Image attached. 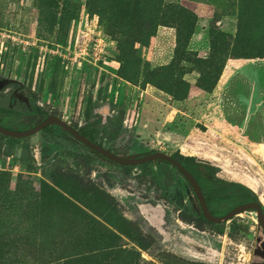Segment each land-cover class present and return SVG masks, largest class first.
<instances>
[{
  "label": "rangeland",
  "instance_id": "1",
  "mask_svg": "<svg viewBox=\"0 0 264 264\" xmlns=\"http://www.w3.org/2000/svg\"><path fill=\"white\" fill-rule=\"evenodd\" d=\"M215 33L237 39L243 57L261 54L264 3L0 0L3 106L20 110L12 94L32 95L69 125L107 107L123 118L122 134L109 147L128 157L155 149L178 160L208 162L222 166L217 175L225 181L221 173L231 166L247 172L257 162L264 172L255 151L264 137L258 112L264 104V61L226 62L212 50ZM229 61L239 64L228 90L209 105L217 73ZM15 83L23 92L15 91ZM226 120L239 137L236 144L254 152L253 159L214 162L212 147L227 152L206 125L222 129ZM56 134L59 144L37 134L28 150L18 151L19 158L33 153L36 167L0 151V264H264V237L253 215L234 218L253 223L250 230L260 242L252 249L223 236L213 246L220 248L218 259L198 257L178 239L185 235L201 246L208 243L205 234L182 221L198 220L199 208L189 193L184 196L174 172L172 186L184 191L183 205L162 194V201L158 195L154 199L166 211L164 240L136 211L129 188L112 192L101 181L118 172L115 164ZM156 169L145 167L143 174ZM253 187L264 211V180Z\"/></svg>",
  "mask_w": 264,
  "mask_h": 264
},
{
  "label": "trees",
  "instance_id": "2",
  "mask_svg": "<svg viewBox=\"0 0 264 264\" xmlns=\"http://www.w3.org/2000/svg\"><path fill=\"white\" fill-rule=\"evenodd\" d=\"M262 2L264 3V0H262ZM242 23L244 25V19L240 20V26H242ZM237 45V39H232L231 37L220 33L214 34V43L212 50L214 51V54L219 55L221 53L223 56L225 55L224 58L226 59V62L228 60L264 59V51L254 57H243L238 53L239 48ZM241 45H244V43H241ZM217 47H219L220 50L216 52L215 50ZM225 65L217 73L218 77L212 85L211 94L223 74ZM13 86L15 88V91L23 92V89L19 84L15 83ZM26 98L28 99L27 104L16 100L18 105L20 106V110L16 111L12 108L4 107L3 100L0 96L1 127L8 129L11 127H14L15 129H18V127H24L23 131H27L36 127L42 120L53 115L44 106L41 105L40 101L36 97L28 95L26 96ZM13 99L14 94H12L11 96V101H13ZM53 116L57 117L56 115ZM70 126L73 129L77 130L81 135L87 137L90 141L104 147L115 155L125 158L128 157L127 153L114 151L113 148L109 147L111 143L116 141L122 134V117L110 114L108 117H106V119H103L101 115L93 112L91 114V117H89L84 123H73L70 124ZM56 132H59L60 134L65 136L67 140L76 142L69 134L65 133L61 128L57 126H48L38 134H41L44 140L48 143L53 141L54 143L59 144L60 137H57ZM29 140L30 137L27 139H13L0 135V151L4 156L8 158L19 159L23 163H26L31 167H36L38 163L35 160L33 153L29 152L24 157H18V151L20 149H29L27 146V142ZM155 153H159V151L153 149L147 155H152ZM56 156L54 159H56ZM174 159L177 160L196 179L197 183L202 189L207 206L214 217L221 218L241 205H245L248 203H259V199L256 193L241 184L228 182L221 179L217 175L219 169L211 165L210 163L195 160ZM152 166H156L157 169L151 170L149 174L145 176L143 174L145 167ZM116 167L118 169V172H110L104 174L101 181L109 188V190H112V192H114L116 187L129 188L133 196L135 197L133 199L134 208L142 218L143 216L141 214V206H161L159 205V203L154 201L156 195L160 197V195L162 194L165 201H172L175 202L177 206H182L184 200V198L182 197V193L185 191L184 196L186 195V193H189L197 203L196 196L189 183L176 170V168L169 163L157 161L149 162L140 166L116 165ZM170 171L174 172L180 178V181L183 184V192H180L177 189L173 188ZM158 200L162 201V197L158 198ZM199 215L200 216L198 220L182 219V221L189 226L194 227L195 230L205 234L209 238H212V240H220L223 236H228L234 243L246 247L244 236L249 231V229L253 227V223L246 222V226L242 227L241 224L244 223L243 220L233 219L230 222L216 225L207 222L200 211ZM144 221L147 223L145 219ZM227 226L230 227L229 233L226 230ZM149 227L153 232L159 235L156 230H154L151 226ZM185 238L188 237L185 235H181L178 237V239L182 243L183 239Z\"/></svg>",
  "mask_w": 264,
  "mask_h": 264
},
{
  "label": "water",
  "instance_id": "3",
  "mask_svg": "<svg viewBox=\"0 0 264 264\" xmlns=\"http://www.w3.org/2000/svg\"><path fill=\"white\" fill-rule=\"evenodd\" d=\"M15 97L22 103H28V99L21 93H16ZM109 113L110 110L107 107H104L101 111L97 112V114L104 116L105 118L110 115ZM48 126H57L61 128L76 142L115 165L140 166L149 162L157 161L169 163L176 168V170L186 179V181L191 186L196 196L199 210L207 222L218 225L221 223L230 222L231 220L239 217L242 214H248L253 215V218L258 222V225L264 232V211L259 203H248L245 205H241L221 218L214 217L207 206L202 189L197 183L196 179L177 160L167 154L159 152L152 155H144L141 157H119L109 150L105 149L104 147L90 141L87 137L81 135L77 130L73 129L67 122L55 116L47 117L46 119L42 120L36 127L27 131H17L0 126V135L13 139H27L29 137L37 135ZM141 212L151 224L155 226H161L164 224V213L161 210L160 206L147 208L141 207Z\"/></svg>",
  "mask_w": 264,
  "mask_h": 264
},
{
  "label": "crops",
  "instance_id": "4",
  "mask_svg": "<svg viewBox=\"0 0 264 264\" xmlns=\"http://www.w3.org/2000/svg\"><path fill=\"white\" fill-rule=\"evenodd\" d=\"M237 64H239V62L237 61H229L227 63L226 68L217 86L215 87L214 91L210 95L209 105L214 103L216 99L218 98V96L220 95L222 96L224 93L227 92L228 81L230 80L232 74L236 71ZM258 112L260 113V117L264 119V104L258 107ZM206 127L208 128L209 133L212 134L216 140H220L221 142H224V145H223L225 148L224 150L227 152V153H220V151H217V147L215 146L212 147V150H210V154L212 155V157H214V162L218 163L223 160L227 161L228 158H230L233 160L231 161L232 164L237 165V163H235L234 161L235 158L253 159L254 152H248L245 148L236 144L237 139L239 137L238 135L235 136L233 128H232V124L229 121L226 120L224 122V127L222 129H219L216 123L206 125ZM226 136H228L230 139ZM260 142L261 144L257 143L255 145V151L258 152V155H256V157L258 156V158L260 157L261 159L264 160V137H263V140ZM250 164L251 165L248 167L247 172L245 171L246 167H243L244 168L243 169L240 165H237V166H231L230 168L228 167L227 170H225V172H228V173L224 174L225 172H222L221 174L224 175V178H226L228 182L238 183L252 190L254 188L253 187L254 185L256 186V184L264 180V172L262 171L261 166L257 164V162L255 165L252 162ZM215 166L218 169L223 171L222 166H219V165H215ZM253 173L254 175L256 174V182L258 183H255Z\"/></svg>",
  "mask_w": 264,
  "mask_h": 264
},
{
  "label": "flooded vegetation",
  "instance_id": "5",
  "mask_svg": "<svg viewBox=\"0 0 264 264\" xmlns=\"http://www.w3.org/2000/svg\"><path fill=\"white\" fill-rule=\"evenodd\" d=\"M0 84H2L1 80H0ZM15 94L16 92L14 93V97H15ZM16 98V97H15ZM17 99V98H16ZM18 100V99H17ZM19 101V100H18ZM191 187V186H190ZM192 189V188H191ZM197 201V199H196ZM198 205V203H197ZM144 208V206H141ZM140 207V208H141ZM149 207H152V206H149ZM157 207V206H156ZM147 208V207H145ZM161 210L163 211L164 213V224L161 225V226H155L153 224H151L148 219L142 214L143 218L147 221L148 223V226H151L154 230H156V232L159 234V235H162L164 237V240L168 239L169 237V234L165 231V226H166V213L164 211V209L162 208V206H160ZM199 208V207H198ZM200 211V210H199ZM247 221H244V223L241 224L242 227H245L246 226V223ZM260 227V226H259ZM261 230V233L264 237V232L263 230L260 228ZM205 238H207L206 240L208 241V243L206 245H199L198 243H196L195 241H192L190 240L189 238H185L183 239V243H185V245L187 247H189L188 249H194L195 251V254L198 256V257H206L208 258L209 260H214V259H218L219 258V252H220V248H216V247H213L214 244L216 243L215 239L212 240V238H209L208 236H205ZM257 241L258 243L260 242L259 239H256V236H255V233H253L252 230L249 229V231L245 234L244 236V242L246 243V247L247 249H252V244Z\"/></svg>",
  "mask_w": 264,
  "mask_h": 264
}]
</instances>
